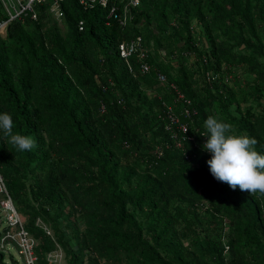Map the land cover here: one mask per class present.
I'll return each instance as SVG.
<instances>
[{
	"label": "trees",
	"instance_id": "16d2710c",
	"mask_svg": "<svg viewBox=\"0 0 264 264\" xmlns=\"http://www.w3.org/2000/svg\"><path fill=\"white\" fill-rule=\"evenodd\" d=\"M63 7L64 31L44 4L0 36V114L36 143L21 152L0 132V174L35 264L59 248L66 264H264V195L218 181L203 149L213 115L264 154V0H141L125 27L99 4ZM138 36L147 74L119 53ZM178 92L197 112L181 147L166 113L184 122ZM4 221L0 264H20Z\"/></svg>",
	"mask_w": 264,
	"mask_h": 264
},
{
	"label": "built area",
	"instance_id": "2783aa9c",
	"mask_svg": "<svg viewBox=\"0 0 264 264\" xmlns=\"http://www.w3.org/2000/svg\"><path fill=\"white\" fill-rule=\"evenodd\" d=\"M79 4L85 9L92 7L95 4H99L103 8H107L109 11V17H114L118 20L121 27L127 26L131 19V11L133 8H137L141 0H115L113 3L110 0H78ZM65 0H0V36H5L8 26L15 21H23L25 18L30 17L32 20L38 19L37 7L47 4L49 6V13L56 20H62L65 16L64 12ZM78 28L80 31L84 29V23L78 22ZM151 50L147 49L142 41V38L138 36L128 41H124L119 46V53L121 58L128 61L131 57L136 56L140 65V71L143 74H147L152 70L150 63L146 61L148 54ZM159 80L165 81L166 77L163 74H159ZM174 89L175 86L172 85ZM178 101L183 100L187 104L182 110L183 121L179 120V117L171 107H168L167 118L169 119V125L176 124V131L167 127V130L171 132V137L176 141L178 147L182 146L184 141L191 140L189 135V125L192 122L194 115L197 114L196 110L191 108L190 100L185 99L183 94L178 92ZM177 101V102H178ZM181 134V137H179ZM207 142L204 140L203 145ZM0 194L3 196L2 209L5 212L7 225L11 228H16V243L19 246V253L24 259V264H35L36 256L34 254L33 247L36 244L32 237L27 233L24 227V223L21 216L17 212L4 183L3 177L0 174ZM11 234L8 233L5 238H11Z\"/></svg>",
	"mask_w": 264,
	"mask_h": 264
},
{
	"label": "clouds",
	"instance_id": "9594fccd",
	"mask_svg": "<svg viewBox=\"0 0 264 264\" xmlns=\"http://www.w3.org/2000/svg\"><path fill=\"white\" fill-rule=\"evenodd\" d=\"M13 127L12 115L0 114V132L8 143L21 152L32 151L36 147L34 138L14 133ZM205 128L203 136L207 137V142L203 149L212 154L207 162L212 175L233 190L239 188L251 195H264V154L257 150L259 141L247 132L234 134L231 123L213 115L205 120Z\"/></svg>",
	"mask_w": 264,
	"mask_h": 264
},
{
	"label": "rangeland",
	"instance_id": "374dc122",
	"mask_svg": "<svg viewBox=\"0 0 264 264\" xmlns=\"http://www.w3.org/2000/svg\"><path fill=\"white\" fill-rule=\"evenodd\" d=\"M57 21H58L61 29L64 31L65 30V26H64L63 20H57ZM197 27L199 28V30L196 29V33L201 32L200 37H203V42L202 43H203L204 46L202 47V49H205V50L208 51L209 50V42H208V40L206 38V35L202 32L203 30L201 29V26L198 25ZM175 44H177L178 46H183V44L179 43V41H176ZM188 59H189L188 62H190V63L196 61L194 54H192ZM234 75H236L238 77L239 81H242V80L247 81V80H249V74L247 72L246 67H240V68L235 69ZM232 111L234 113H236L234 106L232 107ZM2 201H3V196L0 194V235H4L5 234V232H4L5 230L4 229L6 227L5 221H4L5 212L2 209ZM21 219H22V221L24 223L25 219L22 216H21ZM38 223L42 227L47 229L48 232H51V230L44 223H42L41 221H38ZM227 223H228V221H226V223H225L226 231H228V228H229ZM8 233H10L12 235L11 238H8V239H10V242L13 243L14 246L12 248H9V249H7L8 247L6 249L4 248L5 249L6 261L10 262V256L13 255V257H15V259L18 260L20 264H24V259H23L22 255H20V253H19V246H18V244L15 241V238L17 239L16 233H14V231H10V230H9V232L6 233V235ZM72 244L73 245L75 244L74 241L72 242ZM3 246H5V245L3 244ZM74 246H76V245H74ZM48 258L54 264H66L64 252L60 248L57 251L49 254Z\"/></svg>",
	"mask_w": 264,
	"mask_h": 264
}]
</instances>
